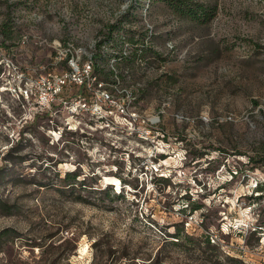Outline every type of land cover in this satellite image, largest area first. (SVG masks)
Listing matches in <instances>:
<instances>
[{
	"label": "rangeland",
	"instance_id": "rangeland-1",
	"mask_svg": "<svg viewBox=\"0 0 264 264\" xmlns=\"http://www.w3.org/2000/svg\"><path fill=\"white\" fill-rule=\"evenodd\" d=\"M186 3L0 0V264H264V0ZM69 41L145 123L19 98Z\"/></svg>",
	"mask_w": 264,
	"mask_h": 264
},
{
	"label": "built area",
	"instance_id": "built-area-1",
	"mask_svg": "<svg viewBox=\"0 0 264 264\" xmlns=\"http://www.w3.org/2000/svg\"><path fill=\"white\" fill-rule=\"evenodd\" d=\"M53 62L37 78H25L17 95L35 110L58 114L72 131L114 130L141 126L135 106L137 94L115 82L104 81L96 71V55L69 41L55 46ZM122 90L119 91L117 88ZM17 91V90H16ZM143 123L144 120H143Z\"/></svg>",
	"mask_w": 264,
	"mask_h": 264
},
{
	"label": "trees",
	"instance_id": "trees-1",
	"mask_svg": "<svg viewBox=\"0 0 264 264\" xmlns=\"http://www.w3.org/2000/svg\"><path fill=\"white\" fill-rule=\"evenodd\" d=\"M170 1V4L171 5H175L176 7H177V9L180 11V13L182 14V15H188V16H195L196 15V13H198V11H202V13L204 14V15H207L206 14V10H205V8L203 7V6H198V7H196V8H193V6H192V4L190 3V4H188V3H186V0H169ZM116 28H118V25H112L111 27H110V30H111V32L113 31V30H115ZM134 51H135V55H137V53H138V48H136V49H134ZM124 58H126V57H124ZM79 176V174H77L76 172H67L66 174H65V178H64V180H65V182H68V181H73V182H71L69 185H71V184H77V182H76V179H77V177ZM76 182V183H75ZM42 187H45L44 185H41ZM70 187H73V186H70ZM101 191H103V190H101ZM80 197V196H79ZM193 209H198V208H193ZM176 235V238L177 239H180V238H182V236H181V234H180V232H178L177 234H175ZM180 237V238H179ZM186 238H189L188 236H185Z\"/></svg>",
	"mask_w": 264,
	"mask_h": 264
},
{
	"label": "bare ground",
	"instance_id": "bare-ground-1",
	"mask_svg": "<svg viewBox=\"0 0 264 264\" xmlns=\"http://www.w3.org/2000/svg\"><path fill=\"white\" fill-rule=\"evenodd\" d=\"M110 178V177H109ZM117 182V180H115ZM108 184V183H107ZM114 186V185H113Z\"/></svg>",
	"mask_w": 264,
	"mask_h": 264
}]
</instances>
